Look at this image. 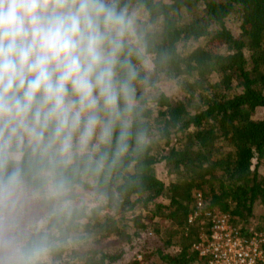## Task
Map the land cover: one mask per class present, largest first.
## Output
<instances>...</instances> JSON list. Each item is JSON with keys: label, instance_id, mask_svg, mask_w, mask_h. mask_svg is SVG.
Segmentation results:
<instances>
[{"label": "trees", "instance_id": "trees-1", "mask_svg": "<svg viewBox=\"0 0 264 264\" xmlns=\"http://www.w3.org/2000/svg\"><path fill=\"white\" fill-rule=\"evenodd\" d=\"M120 5L135 14L143 49L128 151L115 157L106 146L65 163L25 140L17 160L0 152V264H206L194 247L214 211L245 239L264 232V114L255 118L264 112V0Z\"/></svg>", "mask_w": 264, "mask_h": 264}, {"label": "clouds", "instance_id": "clouds-1", "mask_svg": "<svg viewBox=\"0 0 264 264\" xmlns=\"http://www.w3.org/2000/svg\"><path fill=\"white\" fill-rule=\"evenodd\" d=\"M136 25L120 0H0V152L27 140L65 163L106 146L125 154L143 83Z\"/></svg>", "mask_w": 264, "mask_h": 264}, {"label": "built area", "instance_id": "built-area-1", "mask_svg": "<svg viewBox=\"0 0 264 264\" xmlns=\"http://www.w3.org/2000/svg\"><path fill=\"white\" fill-rule=\"evenodd\" d=\"M201 206L198 196L196 208L201 209ZM196 216L195 212L189 222ZM206 216L211 221L209 235L201 237V244L194 247L206 264H264V232L245 239L232 226L228 215L214 211Z\"/></svg>", "mask_w": 264, "mask_h": 264}, {"label": "rangeland", "instance_id": "rangeland-1", "mask_svg": "<svg viewBox=\"0 0 264 264\" xmlns=\"http://www.w3.org/2000/svg\"><path fill=\"white\" fill-rule=\"evenodd\" d=\"M233 23L232 22H229V24H228V28L229 29H232V27H233V25H232ZM150 63H151V61L148 59L146 62H145V64L144 65H146V67L148 68L149 67V65H150ZM216 81V78L215 77H213L212 78V82H215ZM160 91H162L163 93H165V94H167V95H170V94H173L172 92L174 91V88L170 85V83H168V81H163V82H161V84H160ZM263 114H264V112L263 111H261V110H258L256 113H255V118L256 119H259V118H261L262 116H263ZM20 154H14V155H12V156H10L12 159H14V160H17V159H19L20 158ZM156 173H157V177L163 182V183H165L166 185L168 184V183H170L171 181H173V178H171V177H169L168 175H167V172H166V170L164 169V167H163V165H158V166H156ZM92 200V197L90 196V195H88V194H86V195H84V200H82L86 205H88L89 207H92V206H94L95 204L93 203V201L92 202H90ZM41 263H43V262H45L46 261V259H45V257H42V258H39L38 259ZM140 261V260H139ZM151 261H153V259L151 260Z\"/></svg>", "mask_w": 264, "mask_h": 264}]
</instances>
